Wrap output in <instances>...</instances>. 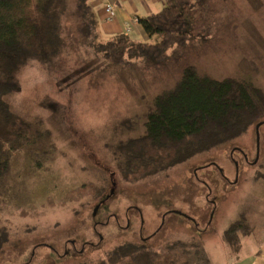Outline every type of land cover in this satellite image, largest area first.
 Instances as JSON below:
<instances>
[{
    "label": "rangeland",
    "instance_id": "1",
    "mask_svg": "<svg viewBox=\"0 0 264 264\" xmlns=\"http://www.w3.org/2000/svg\"><path fill=\"white\" fill-rule=\"evenodd\" d=\"M65 3L58 49L48 59L32 52L17 74L21 92L7 98L32 128L0 179V226L10 231L0 264H95L142 241L161 254L195 241L212 264L232 260L239 252H224L223 233L233 222L245 214L263 231L264 124L137 183L120 178L110 146L143 133L116 127L142 115L187 66L264 90V0H202L189 18L191 38L169 60L130 66L104 60L77 31V0Z\"/></svg>",
    "mask_w": 264,
    "mask_h": 264
},
{
    "label": "trees",
    "instance_id": "2",
    "mask_svg": "<svg viewBox=\"0 0 264 264\" xmlns=\"http://www.w3.org/2000/svg\"><path fill=\"white\" fill-rule=\"evenodd\" d=\"M202 0H166L163 9L139 20L148 41L134 40L126 33L101 41L96 14L90 0H77L78 30L104 60L130 66L135 59L164 62L170 49L191 38L189 18ZM65 0H0V179L10 171L12 157L31 142L32 124L16 115L8 96L21 92L17 79L31 53L48 59L58 49L62 34ZM158 37V42H151ZM264 122V90L252 81L237 78L217 80L187 66L182 77L158 94L147 110L127 118L117 131H135L140 136L110 146L120 178L137 183L166 175L176 166L232 143ZM264 165V162L261 166ZM262 178L258 174L255 179ZM101 188L97 192L102 195ZM247 216L233 222L223 233L232 251L239 252L241 238L252 234ZM10 242V231L0 226V252ZM88 264V263H76ZM95 264H212L206 250L195 241H176L164 254L141 243L124 242L108 251Z\"/></svg>",
    "mask_w": 264,
    "mask_h": 264
},
{
    "label": "crops",
    "instance_id": "3",
    "mask_svg": "<svg viewBox=\"0 0 264 264\" xmlns=\"http://www.w3.org/2000/svg\"><path fill=\"white\" fill-rule=\"evenodd\" d=\"M166 0H90V5L98 21V33L101 41L126 33L134 40L147 37L139 20L163 9ZM114 6V15L107 20L105 9ZM262 234H257L258 227L249 221L253 228L250 235L241 238L242 246L239 253L225 264H264V212L262 217ZM226 252L227 245H223Z\"/></svg>",
    "mask_w": 264,
    "mask_h": 264
},
{
    "label": "built area",
    "instance_id": "4",
    "mask_svg": "<svg viewBox=\"0 0 264 264\" xmlns=\"http://www.w3.org/2000/svg\"><path fill=\"white\" fill-rule=\"evenodd\" d=\"M105 13H106V17H107L106 19L111 20L113 15H114V6L109 5L108 7H106Z\"/></svg>",
    "mask_w": 264,
    "mask_h": 264
},
{
    "label": "water",
    "instance_id": "5",
    "mask_svg": "<svg viewBox=\"0 0 264 264\" xmlns=\"http://www.w3.org/2000/svg\"><path fill=\"white\" fill-rule=\"evenodd\" d=\"M264 124V122H261V123H259L258 125H257V128H259L261 125H263Z\"/></svg>",
    "mask_w": 264,
    "mask_h": 264
}]
</instances>
